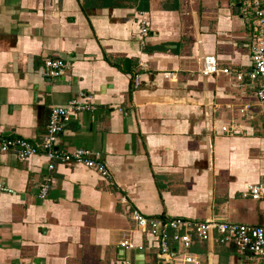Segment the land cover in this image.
<instances>
[{"label": "crops", "instance_id": "1", "mask_svg": "<svg viewBox=\"0 0 264 264\" xmlns=\"http://www.w3.org/2000/svg\"><path fill=\"white\" fill-rule=\"evenodd\" d=\"M210 55L233 74L205 72ZM58 58L66 73L46 76ZM251 64L238 0H0V134L41 143L50 109L88 95L94 109L64 121L58 147L89 149L110 172L0 152V184L14 190H0V264H180L136 209L264 226V200L244 196L264 179L259 81L237 78ZM235 249L194 237L188 252L238 264Z\"/></svg>", "mask_w": 264, "mask_h": 264}, {"label": "built area", "instance_id": "2", "mask_svg": "<svg viewBox=\"0 0 264 264\" xmlns=\"http://www.w3.org/2000/svg\"><path fill=\"white\" fill-rule=\"evenodd\" d=\"M248 19L250 29L251 69L238 72L237 78L242 80L248 76L253 81H259L257 92L259 102L264 106V0H238ZM141 33L148 34V20L142 16L139 21ZM203 70L209 74H233L232 69L221 67L216 56H204L201 59ZM69 63L61 58L46 61L44 74L51 78H59L66 73ZM138 86V76H135ZM88 95L81 94L70 100L66 105L53 106L50 109L46 134L41 143H33L21 137L4 136L0 134V152H14L22 161L33 156L44 155L49 161V168L58 165L77 164L96 169L103 176L110 175L106 164L89 149L77 148L72 151L61 150L58 147L59 137L64 131V121L73 114L91 111L94 106L88 101ZM225 129V128H224ZM264 159V151L262 153ZM49 185L42 187L41 197L48 193ZM0 190L14 192L0 184ZM245 197L254 200H264V179L247 186ZM133 218L137 226L157 238L160 255L180 264H203L195 254L188 252L194 237L200 241H210L218 236L221 245H233L240 251L264 258V226L239 224L218 219L196 221L188 218H153L139 210H134ZM122 246L134 248V244L125 239ZM211 264V263H210Z\"/></svg>", "mask_w": 264, "mask_h": 264}, {"label": "rangeland", "instance_id": "3", "mask_svg": "<svg viewBox=\"0 0 264 264\" xmlns=\"http://www.w3.org/2000/svg\"><path fill=\"white\" fill-rule=\"evenodd\" d=\"M228 220L237 221L234 218H230ZM239 222V221H238ZM232 254L239 259L238 264H264V258L259 257L253 254H247L245 252L240 251L239 249H235ZM222 264H228L227 262L223 261Z\"/></svg>", "mask_w": 264, "mask_h": 264}, {"label": "water", "instance_id": "4", "mask_svg": "<svg viewBox=\"0 0 264 264\" xmlns=\"http://www.w3.org/2000/svg\"><path fill=\"white\" fill-rule=\"evenodd\" d=\"M129 63V61H127V64ZM144 248H142V247H139L138 249H137V253H140V254H144Z\"/></svg>", "mask_w": 264, "mask_h": 264}]
</instances>
